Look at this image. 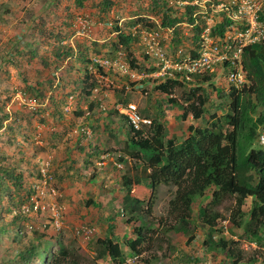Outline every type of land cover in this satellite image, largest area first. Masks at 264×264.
Segmentation results:
<instances>
[{
    "label": "rangeland",
    "instance_id": "1",
    "mask_svg": "<svg viewBox=\"0 0 264 264\" xmlns=\"http://www.w3.org/2000/svg\"><path fill=\"white\" fill-rule=\"evenodd\" d=\"M99 1L85 0L79 7L74 0H0V111L6 112L8 107L17 120L16 125L10 124L0 134V166L12 171V176L19 175L15 186L9 180L0 182V264H36L20 260L19 252L28 244H37L40 251L47 241L50 244L46 255L56 253L57 241L67 253L66 264H111L97 243L106 237L108 218H112L113 233L125 264H264V227L258 232V241L233 228L229 220L234 200L228 196L211 209L218 217L210 233L197 218V210L207 206L209 199L193 201L189 220L193 240L188 245L184 244L186 236L165 231V226L174 224L167 214V203L175 191L172 185L156 188L150 215L135 213L127 221L124 192L119 186L121 177L136 176L142 180L148 170L144 162L129 158L126 144L132 134L116 107L134 104L141 117L160 123L164 141L174 139L180 143L188 134V126H205L201 119L191 118L190 100H185L187 92L201 88L214 100L211 88L226 94L230 89L216 72L207 79L177 83L169 97L156 91L158 80L149 77L152 63L143 59L136 33L156 27L157 20L151 17L147 0H110L112 5L105 14L96 8ZM208 1L209 5L227 2ZM218 13L204 15L208 26H213ZM77 18L89 21L86 36L74 34ZM139 18L151 24L148 26L142 19L132 26ZM114 25L135 35L128 50L114 48ZM189 34L185 27L179 43L169 42L168 54L174 48L190 52L194 43ZM58 39H62L60 46L70 51L56 60L53 48ZM117 53L143 77L130 81L109 72L104 78L90 63L92 58L110 59ZM130 59L134 68L129 65ZM84 71L88 72V79ZM216 75L221 78L215 80ZM35 84L43 90L39 101L32 97ZM24 86L32 89L27 95L34 108L16 101L10 103ZM166 98L175 100L177 105H159ZM229 102L228 98L222 99L223 109L216 111L215 116H222ZM183 110L185 116L181 118ZM160 111L163 114L159 117ZM259 112L257 108L250 115L251 121ZM83 128L90 131L89 137L81 133ZM262 129L256 127L251 149H262L256 142ZM20 199L24 205L18 207ZM87 200L96 206L86 207ZM23 206L28 211L22 210ZM249 207L250 200L246 199L241 213L246 214ZM136 216L140 218L135 219ZM140 223L148 231H144L142 254L135 256L126 243L135 238L133 230ZM83 227L90 230L87 236L79 232ZM208 237L212 242H226L231 256L225 257L220 249H208Z\"/></svg>",
    "mask_w": 264,
    "mask_h": 264
},
{
    "label": "trees",
    "instance_id": "2",
    "mask_svg": "<svg viewBox=\"0 0 264 264\" xmlns=\"http://www.w3.org/2000/svg\"><path fill=\"white\" fill-rule=\"evenodd\" d=\"M83 1L85 0H74V3L80 7ZM194 1L199 0H147V9L151 17L157 20L156 25L162 31L168 32L170 43L180 42L179 35L185 27L189 28V38L194 44L196 43L203 29L200 26L201 16L197 13H206L201 9L206 10L207 6L203 5L204 8H201L197 3L192 4ZM179 3L185 4L178 5ZM111 5L110 0H100L96 8L105 14ZM142 19L144 23H148V26L151 24L145 18H139L131 25H136ZM230 23V20L226 18V13L219 12L217 20L210 28V35L222 36ZM112 30L116 38L114 48L119 46L128 50L129 45L135 41V35L130 30L124 32L122 28L115 25L112 26ZM61 42L62 39H58L53 48V56L56 60L61 59L63 53L70 51L69 48L60 46ZM240 59L245 83L238 90H229L226 94L221 89L211 88L214 100H211V95L203 92L201 88L195 87L187 92L185 100H190L188 109L191 111V118L201 119L205 126L202 128L188 126V134L180 143L174 139L164 141L162 126L156 120L151 121L145 138L141 137L140 132H133L129 128L132 134L126 144L129 158L144 162L148 173L142 180L136 176L121 177L119 186L124 192L123 209L129 214L127 221L132 220L135 213L150 215L155 201L156 188L159 185H172L175 191L167 203V214L174 219V224L165 226V231H173L186 236L185 245L193 240L189 230V220L191 205L196 198L209 199L207 206L197 210V218L208 228L209 233L214 228L215 218L218 217L217 214L211 212L212 207L228 196L234 200L230 225L241 230L243 234L249 235L255 241L260 239L258 232L264 227V149H251L250 146L256 127L260 126L262 129L264 126V37L259 42L245 45L241 50ZM129 65L134 68L132 59ZM97 71L102 74L101 70ZM152 71L151 68L150 72ZM87 75L88 72L84 71L85 79H88ZM48 84L51 86L50 83ZM175 85L178 84L174 81L164 80L158 82L154 89L169 97ZM34 89L35 95L32 97L35 101H39L38 98L42 97L43 90L38 84H35ZM30 91H32L31 88L24 86L21 92L29 99L30 95L27 93ZM224 98L230 99V102L226 106V112L217 117L215 112L222 111L221 101ZM159 105L168 108L176 106L177 102L166 98L161 100ZM159 105L156 104L157 108ZM257 108L260 112L253 122L250 115L254 114ZM162 114L163 112L160 111L158 116ZM184 116L185 110L181 118ZM204 117L207 118L204 119ZM4 121L8 122L5 129L10 124L16 125L15 122H17L15 115L1 109L0 128ZM206 121L209 123L206 124ZM1 176L0 182L9 180L14 186L19 180V175L12 176V171L0 166ZM246 199L250 200V207L247 213L243 214L240 208ZM22 204L24 205V202L20 199L17 206ZM11 205L15 206L13 203ZM84 205L86 207L96 206L90 200L85 201ZM138 218L140 217H135V219ZM12 219L15 220V218ZM113 229L112 218H108L105 229L106 237L97 243L102 247L111 264H125ZM147 229L144 228L143 223H140V226L133 230L135 238L126 243L132 255L142 254L145 242L144 231H148ZM54 243L57 247L56 253L46 255L48 253L46 247L50 241L45 242V246L40 251L37 244H28L19 252V259L31 260L36 264H44L45 261L49 264H66V251L57 241ZM205 243L208 249H220L225 257L232 254V250L221 239L212 242L208 237ZM231 264L235 262L232 261Z\"/></svg>",
    "mask_w": 264,
    "mask_h": 264
},
{
    "label": "built area",
    "instance_id": "3",
    "mask_svg": "<svg viewBox=\"0 0 264 264\" xmlns=\"http://www.w3.org/2000/svg\"><path fill=\"white\" fill-rule=\"evenodd\" d=\"M208 0L202 3V0L194 1L197 3L202 12L200 15L203 29L200 32L193 49L188 53H183L181 49L174 48L172 54H168L170 48L168 41V32L162 31L158 25L153 30L137 31L138 41L142 47V57L152 63L153 71L149 74L152 79L162 82L171 80L176 83L187 84L194 79H207L213 73L224 78L227 87L230 90H238L245 83L244 72L241 68L240 54L242 48L251 43L259 42L264 37V0H227L224 4ZM185 3H179L183 5ZM218 7V9H215ZM225 12L226 18L230 20V25L226 27L222 36L213 37L210 35V28L204 15L207 12ZM264 18V17H263ZM214 25V24H213ZM90 30V23L85 18H77L74 26L76 36H86ZM114 35V33L112 34ZM91 65L97 70H101V77L105 78V73H113L124 76L130 81L141 79L134 69H130L128 64L122 59L121 54L117 53L113 58H92ZM98 72V71H97ZM220 77V78H221ZM217 75L215 80L220 79ZM19 105H27L34 108L35 104L29 100L21 91L14 95V99ZM118 115L123 118L127 126L133 132H140L141 137L145 138L150 129L151 121L139 115L136 106L128 103L125 106H117ZM6 112H9L8 107ZM8 121V120H7ZM4 121L0 128V134L7 126L8 122ZM17 121V120H16ZM86 137L90 136L88 129L80 130ZM257 144L264 148V129L257 134ZM22 210L28 211L26 207ZM79 232L87 236L90 230L80 228Z\"/></svg>",
    "mask_w": 264,
    "mask_h": 264
},
{
    "label": "clouds",
    "instance_id": "4",
    "mask_svg": "<svg viewBox=\"0 0 264 264\" xmlns=\"http://www.w3.org/2000/svg\"><path fill=\"white\" fill-rule=\"evenodd\" d=\"M258 134V133H257ZM257 137V136H256ZM256 142H257V138H256ZM261 147V146H260ZM262 148V147H261ZM262 149H264V148H262Z\"/></svg>",
    "mask_w": 264,
    "mask_h": 264
}]
</instances>
